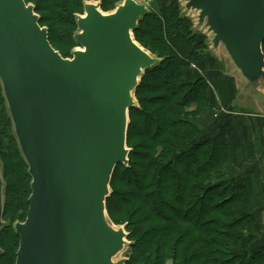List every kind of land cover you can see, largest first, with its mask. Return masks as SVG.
<instances>
[{
  "label": "water",
  "instance_id": "95a60500",
  "mask_svg": "<svg viewBox=\"0 0 264 264\" xmlns=\"http://www.w3.org/2000/svg\"><path fill=\"white\" fill-rule=\"evenodd\" d=\"M74 35L81 49L64 58L34 7L0 0V82L31 176L28 210L14 224L15 264H125L126 243L105 199L115 166L128 163V110L144 69L159 59L133 38L147 4L123 2L110 13L86 2ZM213 33L247 86L264 80V0H185ZM0 170V228L3 225Z\"/></svg>",
  "mask_w": 264,
  "mask_h": 264
},
{
  "label": "trees",
  "instance_id": "16d2710c",
  "mask_svg": "<svg viewBox=\"0 0 264 264\" xmlns=\"http://www.w3.org/2000/svg\"><path fill=\"white\" fill-rule=\"evenodd\" d=\"M24 1L33 4L50 44L66 58L57 45L78 44L74 35L84 4L98 1L106 12L122 0ZM176 3L166 1L158 10L147 5L133 30L134 40L159 61L144 69L134 89L137 104L128 110L126 131L128 163L113 170L107 217L125 225L130 241L125 264H264V242L257 249L250 246L257 237L248 227L257 218L249 183L225 175L234 124L217 114L203 128V115L213 109L212 92L197 70L204 37L198 40ZM0 160L2 217L22 218L31 176L1 82ZM18 242L14 227L2 225L0 264L15 263Z\"/></svg>",
  "mask_w": 264,
  "mask_h": 264
},
{
  "label": "rangeland",
  "instance_id": "374dc122",
  "mask_svg": "<svg viewBox=\"0 0 264 264\" xmlns=\"http://www.w3.org/2000/svg\"><path fill=\"white\" fill-rule=\"evenodd\" d=\"M136 1L146 2L148 4L149 8L154 9V10H158L164 2L169 1V0H136ZM175 1L177 2L176 3L177 7H179L181 9V12L183 13V15L186 18L190 19L191 22L193 23L192 28L198 34V40L202 39L204 37V39L202 41L201 48L199 49V46H198V49L200 51V52H198V56H199L198 77L202 76L206 80V83L212 92L211 98H212V103H213V109L210 110L209 113H206L205 115H203L202 119H204V121H205V123L203 122V128L211 125V123L216 120L217 114L221 115V117H222L221 121H226L227 115L225 116V113H227L228 109L232 108L233 106L229 105L230 107H228V100H227L228 97H227L226 93L225 94H223V93H215L214 94V89L216 88V86L219 87V85L216 84V81H219V83L223 82L227 86L229 91L231 89V91L233 92L235 85H234V81H233V78L231 75H237L236 73H238L240 75V73L235 71V66H233V64L229 58V55L226 52L222 43L218 47L213 48L212 43H211V40L213 38V33L208 30V27L206 26L205 22L203 24H199V23L197 24L199 12L197 10H188L187 11L185 9V0H175ZM90 2H98V1H90ZM122 2H123V0L120 1L118 4H121ZM28 4H31L33 6L32 3H28ZM113 10L114 9H112L110 11H106V12L102 11V12L107 14V13L112 12ZM42 14L45 15L44 12ZM83 14H84V10L82 13H80V15H83ZM42 27H46V26L44 25ZM46 29H47V27H46ZM78 31H79V29H78ZM57 47L64 51L63 53L66 55L65 56L66 58L72 57L71 53L73 50L78 49V48L81 49V46L78 44L76 46L75 45L74 46H58L57 45ZM220 87H222V86H220ZM245 88H247V90ZM257 88L261 92L257 91L255 87L250 88L249 86H246V87L242 86V89H240L239 94L237 95L238 96L237 97L238 102L236 104L239 106H242L243 102H246L245 100H247V98H248L247 95H250L249 97H251V95H252L253 97H256L257 99H258L257 96L259 94H260L259 97H264L263 96L264 80L261 82V85H259V87H257ZM247 93H249V94H247ZM217 94L219 97L218 99H217ZM228 95L230 96L229 93H228ZM134 98L136 100L135 95H134ZM259 102H261V101H259ZM136 104H137V100H136ZM244 108L248 109V110L256 111L259 109V103H258V101H257V103L254 102V104L252 106H251V104L248 103L247 106L244 105ZM128 149L130 150V148H128ZM2 164L3 163L0 160L1 173H2ZM246 180L249 182V185H250L251 184L250 178H245L243 180L239 179L238 182L241 183L242 181H246ZM110 192H111V190H110ZM251 194H252V198H253V211L256 215L257 220L261 221L264 218V208L259 205L262 203V201L259 198V194L255 193V191ZM10 207L11 206H9L8 208H10ZM25 218H26V216H23L22 218L10 217V219H8L6 217H4V218L2 217V221H3V225L9 224L12 227H14V224L16 222H23L25 220ZM258 221H256L250 227V230H252L253 232H256V235H257V239L254 240L253 243L250 245L253 249L259 248L260 245L262 244V242H264V224H260ZM111 224L116 229L119 227L124 228V226H125L124 224H122V225H116L113 223H111ZM124 230H125V228H124ZM125 232L127 233L126 230H125ZM17 249H18V246H17ZM0 251L2 252L1 246H0ZM129 255H130V241L128 240V238L126 236V243L124 244L123 249L119 253H117L112 258V260L118 261L121 259H126V261H127Z\"/></svg>",
  "mask_w": 264,
  "mask_h": 264
},
{
  "label": "crops",
  "instance_id": "0c3cea01",
  "mask_svg": "<svg viewBox=\"0 0 264 264\" xmlns=\"http://www.w3.org/2000/svg\"><path fill=\"white\" fill-rule=\"evenodd\" d=\"M235 71L238 72L236 68ZM236 74L237 75H231L235 85L233 92L231 89L229 91L227 86L223 82L219 83V81H216V84L219 85V87L216 86L214 89V94L226 93L228 97V107L233 106L228 109L227 113H225V116L227 115L226 121H231V124H234L235 129L234 140L231 143V160L225 168V175L227 178L236 177L235 181L250 178L251 184L249 186L252 190L251 192L253 193L255 191V193L259 194V198L262 201L259 205L264 208V97H259V94L257 99L252 95L251 97H249L250 95H247L248 98L245 100L246 102H243L242 106L237 105V95L239 94L240 89H242V86L246 87L247 83L241 75L238 73ZM245 89L247 90V88ZM256 90L260 91L259 89ZM218 98L217 94V99ZM257 101L259 103L258 110L253 111L244 108V105L247 106L249 103L252 106L254 102L257 103ZM202 122L205 123L204 119H202ZM210 126L211 125H209L208 128ZM204 128L206 129V127ZM258 222L264 224V218ZM253 224L249 225L248 230L250 234L257 237L256 232L250 230V227Z\"/></svg>",
  "mask_w": 264,
  "mask_h": 264
},
{
  "label": "built area",
  "instance_id": "2783aa9c",
  "mask_svg": "<svg viewBox=\"0 0 264 264\" xmlns=\"http://www.w3.org/2000/svg\"><path fill=\"white\" fill-rule=\"evenodd\" d=\"M144 3H146V2H144ZM147 4V3H146ZM148 5V4H147Z\"/></svg>",
  "mask_w": 264,
  "mask_h": 264
}]
</instances>
